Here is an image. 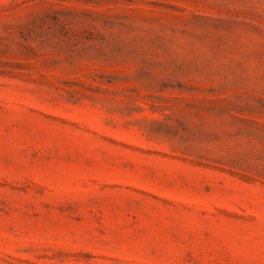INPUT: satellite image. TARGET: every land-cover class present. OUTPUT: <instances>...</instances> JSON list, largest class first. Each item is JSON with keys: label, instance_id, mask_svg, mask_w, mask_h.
<instances>
[{"label": "rangeland", "instance_id": "rangeland-1", "mask_svg": "<svg viewBox=\"0 0 264 264\" xmlns=\"http://www.w3.org/2000/svg\"><path fill=\"white\" fill-rule=\"evenodd\" d=\"M0 264H264V0H0Z\"/></svg>", "mask_w": 264, "mask_h": 264}]
</instances>
